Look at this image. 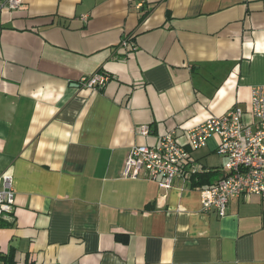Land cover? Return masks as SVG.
Masks as SVG:
<instances>
[{
    "label": "crops",
    "instance_id": "0c3cea01",
    "mask_svg": "<svg viewBox=\"0 0 264 264\" xmlns=\"http://www.w3.org/2000/svg\"><path fill=\"white\" fill-rule=\"evenodd\" d=\"M99 71L104 87L79 86ZM258 84L264 0H0V174L15 193L0 264H264L260 197L229 200L223 217L201 207L224 174L215 135L169 189L121 174L132 145L171 129L184 143L207 118L248 111Z\"/></svg>",
    "mask_w": 264,
    "mask_h": 264
},
{
    "label": "built area",
    "instance_id": "2783aa9c",
    "mask_svg": "<svg viewBox=\"0 0 264 264\" xmlns=\"http://www.w3.org/2000/svg\"><path fill=\"white\" fill-rule=\"evenodd\" d=\"M24 0H5L9 9L19 7ZM119 46L134 51L135 41L123 38ZM111 79L106 72H95L79 79V86L86 89L102 88ZM141 126L142 134L148 133ZM181 143L175 129L166 131L155 145H132L124 160L122 176H143L157 181L161 188H171L174 179L182 175L183 164L190 149L205 146L211 135L218 138L217 152L226 158L224 174L214 184L200 188L199 197L203 210L214 209L219 217L226 214L229 200L256 195L264 201V84L251 89L248 111L235 105L219 116H211L185 132ZM15 193L12 176L0 174V222L12 218Z\"/></svg>",
    "mask_w": 264,
    "mask_h": 264
}]
</instances>
